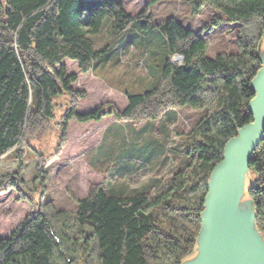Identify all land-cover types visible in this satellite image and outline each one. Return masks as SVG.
<instances>
[{
  "label": "trees",
  "instance_id": "obj_1",
  "mask_svg": "<svg viewBox=\"0 0 264 264\" xmlns=\"http://www.w3.org/2000/svg\"><path fill=\"white\" fill-rule=\"evenodd\" d=\"M188 3L193 16L206 6L215 12L208 29L238 22L237 51L208 56L203 34L169 17L161 27L166 57L153 86L127 93L123 111H104L101 105L79 112L86 93L74 88L78 75L68 72L64 60L76 61L83 73L92 71L110 46L96 49V38L105 31L125 33L131 43V26L148 18L147 5L133 12L126 0H0V196L13 189L32 205L10 235L0 237V264H183L196 252L211 174L226 143L253 122L251 82L263 66L264 0ZM175 55L183 57L182 64L172 62ZM59 97L68 99L59 121L62 141L71 121H100L109 114L157 121L184 106L204 113L185 136L184 163L165 181L152 179L127 190L104 180L92 184L72 212L43 200L46 160L40 158L35 169L36 186L42 188L39 203L31 198L36 186L28 188L23 179L24 149L50 129ZM10 154L18 159L17 169L4 172L2 160ZM249 173L254 177L246 192L255 226L264 235V140L252 155Z\"/></svg>",
  "mask_w": 264,
  "mask_h": 264
},
{
  "label": "rangeland",
  "instance_id": "obj_2",
  "mask_svg": "<svg viewBox=\"0 0 264 264\" xmlns=\"http://www.w3.org/2000/svg\"><path fill=\"white\" fill-rule=\"evenodd\" d=\"M130 11L136 12L147 5V17L134 21L130 36L131 43L122 33L113 36L105 31L96 38L95 48L104 49L95 59L92 71L83 73L77 62L65 59L69 73L78 75L74 88L86 96L79 100L77 110L96 108L102 105L104 111H123L128 104L127 93H142L151 88L157 80V71L162 69L166 57V44L161 31L169 17H176L183 25L200 31L207 41L206 53L215 56L218 52L237 51L238 22H223L214 29L208 23L215 12L205 7L193 16L188 0H160L154 5L149 0H126ZM148 22V28L144 23ZM130 28V30H131ZM124 37V38H123ZM259 52L264 60V37ZM175 64H182L183 58L175 55ZM55 117L50 129L30 140V147L24 149L23 179L30 189H35V169L40 158L46 160L43 200H49L56 208L76 211L79 199L87 196L92 184L106 180L111 188H141L152 179L165 181L180 166L185 156V136L204 113L202 108L184 106L170 110L159 120L142 122L119 120L109 114L100 121H71L66 140H61L59 121L67 108V97L55 98ZM93 110V109H92ZM15 154L3 158L4 172L17 169ZM253 174L249 173L247 186ZM38 185V184H37ZM32 193L33 204L41 201L42 188L36 186ZM157 187H153L155 191ZM27 201L18 198L16 190L0 196V237L9 236L16 225L31 211ZM252 199L246 194L236 211L239 220L252 226ZM253 227V226H252ZM197 250L188 257L192 260Z\"/></svg>",
  "mask_w": 264,
  "mask_h": 264
},
{
  "label": "water",
  "instance_id": "obj_3",
  "mask_svg": "<svg viewBox=\"0 0 264 264\" xmlns=\"http://www.w3.org/2000/svg\"><path fill=\"white\" fill-rule=\"evenodd\" d=\"M260 57L263 66L251 82L253 122L225 145L223 159L208 182L197 256L183 264H264V235L255 226L253 201V227L236 215L246 194L252 155L264 140V60Z\"/></svg>",
  "mask_w": 264,
  "mask_h": 264
},
{
  "label": "crops",
  "instance_id": "obj_4",
  "mask_svg": "<svg viewBox=\"0 0 264 264\" xmlns=\"http://www.w3.org/2000/svg\"><path fill=\"white\" fill-rule=\"evenodd\" d=\"M92 109H94V108H92ZM92 109H87V110H82V111H88V110H92Z\"/></svg>",
  "mask_w": 264,
  "mask_h": 264
}]
</instances>
